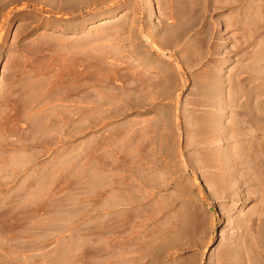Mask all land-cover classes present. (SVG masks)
Instances as JSON below:
<instances>
[{
    "label": "rangeland",
    "instance_id": "rangeland-1",
    "mask_svg": "<svg viewBox=\"0 0 264 264\" xmlns=\"http://www.w3.org/2000/svg\"><path fill=\"white\" fill-rule=\"evenodd\" d=\"M0 4V264H264V0Z\"/></svg>",
    "mask_w": 264,
    "mask_h": 264
},
{
    "label": "bare ground",
    "instance_id": "bare-ground-1",
    "mask_svg": "<svg viewBox=\"0 0 264 264\" xmlns=\"http://www.w3.org/2000/svg\"><path fill=\"white\" fill-rule=\"evenodd\" d=\"M180 10H182V8H181ZM193 13H194V12H193ZM195 14H196V13H195ZM185 15H186V14H185ZM185 15H184V16H185ZM192 15H193V14H192ZM193 16H194V15H193ZM179 17H180V16H179ZM179 17H178V18H179ZM175 18L177 19V16H176V15H175ZM176 19H175V20H176ZM179 19H181V20L183 21L185 18L183 19V18H182V14H181V18H179ZM179 19H178V20H179ZM175 20H174V21H175ZM178 20H177V21H178ZM115 22H116L115 20H105L104 22H101L100 24L96 25L95 27H105V26L112 25V24L115 23ZM181 23H182V22H181ZM183 23H184V22H183ZM179 24H180V23H179ZM180 26H181V25H180ZM180 33H182V30H181ZM180 33H179V34H180ZM182 34H183V33H182ZM182 34H181V35H182ZM181 35H180V36H181ZM177 37H178V36H177ZM177 37H176V38H177ZM174 38H175V37H174ZM240 123H241V122H240ZM241 124H242V123H241ZM252 126H253V125H252ZM209 127L212 129V131L217 132V133H219L221 130H226V127H222V124H220V127H219L218 129H214V128H212L211 126H209ZM209 130H210V129H209ZM251 133H253V132L251 131ZM260 143H261V142H260ZM262 143H263V142H262ZM262 143H261V144H259V143L256 144V143H255L256 145L251 144V145H250V150H251V152L249 151V152L251 153L249 159H251V160L253 161V164H254V165H257V164L259 163V164H258L259 167H264V162H263V159H264V147L262 146ZM257 148H258V149H257ZM249 152H248V153H249ZM244 157H245V156H244ZM240 159H242V157H241ZM251 160H250V162H252ZM246 162H247V161H246ZM251 165H252V164H251ZM255 168H256V166H255ZM257 168H258V167H257ZM261 169H262V168H261ZM262 176H263V175H262ZM262 178H263V177H262ZM211 209H212L211 211H215L214 208H211ZM262 246H263V245H262ZM251 248H252V247H250V249H251ZM254 248H257V247L254 246ZM258 248H259V247H258ZM258 248H257V249H258ZM245 249H246V248H245ZM245 249H244V250H245ZM247 249H248V248H247ZM250 249H249V250H250ZM263 249H264V248H263ZM258 250H259V249H258ZM236 252H238V251H236ZM240 252H241V251H240ZM240 252H239V253H235V252H234V253H233V252L230 253V255H229V259H230V261H231L230 264H248V263L251 261V258H252V257L250 258V257L248 256V255H250V254H245V253H244L245 255H247V257H245L244 254L242 253V254H243V255H242ZM242 252H243V251H242ZM244 252H245V251H244ZM247 252H248V251H247ZM254 252H255V251H254ZM263 252H264V250H263ZM256 253H257V251H256ZM253 254H254V253H253ZM253 254H252V255H253ZM258 254H259V253H258ZM258 254H257V256H258V257H259V256L261 257L263 253H262V254H259V255H258ZM252 255H251V256H252ZM248 257H249L250 259H246V258H248ZM262 257H263V256H262ZM262 257H261V258H262ZM258 259H259V258H258ZM262 259H264V258H262ZM248 260H250V261L248 262ZM252 260H253V259H252ZM255 260H256V259H255ZM259 261H261V262L263 263V260H260V259H259ZM261 262H259V263H261Z\"/></svg>",
    "mask_w": 264,
    "mask_h": 264
},
{
    "label": "crops",
    "instance_id": "crops-1",
    "mask_svg": "<svg viewBox=\"0 0 264 264\" xmlns=\"http://www.w3.org/2000/svg\"><path fill=\"white\" fill-rule=\"evenodd\" d=\"M5 8L0 4V29L4 27L5 22Z\"/></svg>",
    "mask_w": 264,
    "mask_h": 264
},
{
    "label": "water",
    "instance_id": "water-1",
    "mask_svg": "<svg viewBox=\"0 0 264 264\" xmlns=\"http://www.w3.org/2000/svg\"><path fill=\"white\" fill-rule=\"evenodd\" d=\"M212 210V209H211Z\"/></svg>",
    "mask_w": 264,
    "mask_h": 264
}]
</instances>
